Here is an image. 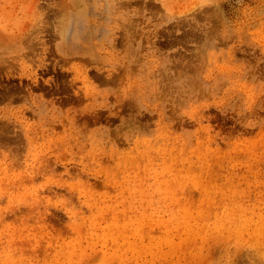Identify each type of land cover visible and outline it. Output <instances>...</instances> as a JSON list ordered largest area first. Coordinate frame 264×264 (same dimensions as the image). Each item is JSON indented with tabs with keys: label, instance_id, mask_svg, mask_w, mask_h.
Returning <instances> with one entry per match:
<instances>
[{
	"label": "rangeland",
	"instance_id": "1",
	"mask_svg": "<svg viewBox=\"0 0 264 264\" xmlns=\"http://www.w3.org/2000/svg\"><path fill=\"white\" fill-rule=\"evenodd\" d=\"M0 264H264V0H0Z\"/></svg>",
	"mask_w": 264,
	"mask_h": 264
},
{
	"label": "bare ground",
	"instance_id": "2",
	"mask_svg": "<svg viewBox=\"0 0 264 264\" xmlns=\"http://www.w3.org/2000/svg\"><path fill=\"white\" fill-rule=\"evenodd\" d=\"M187 34V33H186ZM193 35V34H192ZM185 37V36H184ZM198 38V37H197ZM196 39V38H195ZM180 64V63H179ZM185 66V65H184ZM193 73V72H192ZM111 237V236H110ZM114 241V240H113ZM116 241V240H115ZM173 261V260H172Z\"/></svg>",
	"mask_w": 264,
	"mask_h": 264
}]
</instances>
